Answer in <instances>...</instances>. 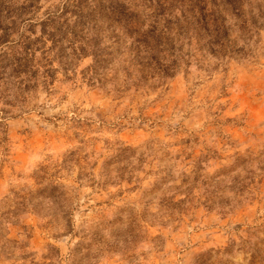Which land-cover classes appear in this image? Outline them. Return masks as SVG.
Listing matches in <instances>:
<instances>
[{
  "label": "rangeland",
  "instance_id": "rangeland-1",
  "mask_svg": "<svg viewBox=\"0 0 264 264\" xmlns=\"http://www.w3.org/2000/svg\"><path fill=\"white\" fill-rule=\"evenodd\" d=\"M66 1L0 0V55ZM111 1L135 25L53 19L24 92L0 64V264H264V0Z\"/></svg>",
  "mask_w": 264,
  "mask_h": 264
},
{
  "label": "trees",
  "instance_id": "trees-1",
  "mask_svg": "<svg viewBox=\"0 0 264 264\" xmlns=\"http://www.w3.org/2000/svg\"><path fill=\"white\" fill-rule=\"evenodd\" d=\"M222 1V5H226L230 7L231 4H235V1L237 0H220ZM75 4V0H67L59 12L51 15H45L43 19H41L38 22L39 28H40V35L32 40H26L24 39L19 44H17V51L13 53V55L7 56L4 53L0 55V64L3 62V60H6L4 63V68L9 69V75L6 74V78L14 79L17 84V88H19L20 92H24L28 88L29 84H35L36 85V71L31 70L29 67L26 68L27 63L31 61L29 56H32V54L35 52V48L33 44L39 43L41 45L45 44L46 42H49L50 45L47 48V52L50 51L51 53L57 48L59 40L55 35V30H52L51 25L55 24L52 22L53 19H60L63 20V25L66 28L65 32H63L64 35L68 36L70 38L69 41V50L72 51V53L83 52L85 49L84 43L80 40H77V29L82 28L87 17L92 14V12L96 11L98 13L96 14H103L102 16H107L111 23H119L123 27H129L132 24L135 25L136 17L132 15V13H129L125 11L121 6H119L116 2L109 0L108 6L105 8H99L94 9L93 11H83L80 7H78ZM180 18L184 15H187V11H179ZM191 14V13H190ZM196 15V16H195ZM201 15V11H196L195 14H193L191 19H198L199 22H201V25L205 27L208 23L209 26V45L211 47H218L219 49L223 48V37L224 34L222 24H219L215 19L209 20L208 22H205ZM68 16V17H67ZM173 17L164 13L161 21L164 22V25L167 27L168 25H173V23L170 21V19ZM178 20V18H176ZM72 21V22H70ZM70 22V23H69ZM57 31V29H56ZM142 42H145V40H141ZM93 51V50H92ZM49 52V53H50ZM92 56V68L99 66V56H96L95 52H91L90 54ZM54 57H57V55L54 53ZM5 58V59H4ZM5 72V71H4ZM3 79V78H2Z\"/></svg>",
  "mask_w": 264,
  "mask_h": 264
}]
</instances>
